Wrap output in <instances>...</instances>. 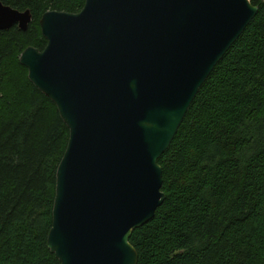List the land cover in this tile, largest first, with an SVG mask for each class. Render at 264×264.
Masks as SVG:
<instances>
[{
    "label": "water",
    "instance_id": "obj_1",
    "mask_svg": "<svg viewBox=\"0 0 264 264\" xmlns=\"http://www.w3.org/2000/svg\"><path fill=\"white\" fill-rule=\"evenodd\" d=\"M258 12L249 0H86L42 17L47 47L20 63L70 131L48 237L60 264H138L130 239L166 199L159 160ZM31 23L0 2V32Z\"/></svg>",
    "mask_w": 264,
    "mask_h": 264
},
{
    "label": "trees",
    "instance_id": "obj_2",
    "mask_svg": "<svg viewBox=\"0 0 264 264\" xmlns=\"http://www.w3.org/2000/svg\"><path fill=\"white\" fill-rule=\"evenodd\" d=\"M201 88L159 160L163 205L130 244L138 264H264V0ZM30 11L0 32V264H60L48 248L57 172L70 131L20 57L44 51L48 12L86 0H0Z\"/></svg>",
    "mask_w": 264,
    "mask_h": 264
}]
</instances>
